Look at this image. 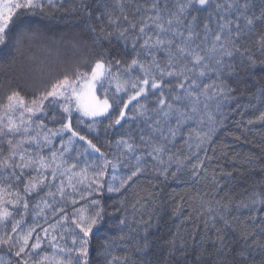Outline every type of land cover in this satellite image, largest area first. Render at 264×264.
Wrapping results in <instances>:
<instances>
[{
  "label": "snow or ice",
  "instance_id": "6c2138e0",
  "mask_svg": "<svg viewBox=\"0 0 264 264\" xmlns=\"http://www.w3.org/2000/svg\"><path fill=\"white\" fill-rule=\"evenodd\" d=\"M160 4L161 0H151L146 9L149 15L140 17L139 34L131 42L130 53L128 28L108 31L101 27L97 33L90 24L89 30L97 33L95 43L103 47L101 41L108 39L111 43L114 36L124 42L125 50L115 56L110 51H102L90 64L85 60L86 67L75 65L42 92L27 96L16 90L0 105L3 109L0 144L8 146V154L0 158V248L17 257L18 264H90L93 237L105 226L110 229L114 225L119 233L103 240L97 264H169L170 260L172 264H206L209 242L217 257L215 264H264V192L253 189L234 200L230 190H224L219 184L215 173L211 183L217 192L224 194L215 200L217 207L208 208L209 215L202 220L203 235L197 234L199 225H193L187 239L178 230L166 241L167 249L161 257L149 239L151 217L129 222L128 190L136 197L131 205L135 216L140 212L137 205L143 207L147 200L159 194L152 189L160 182L173 179L178 183L193 180L199 183L204 178L201 172L208 173L205 161L213 158L206 146L212 144L217 131L224 127L226 107L238 92L255 89L250 99L264 104V30L255 40L257 55L246 41L242 43L240 25L228 15L237 6L246 11L247 0L244 4L232 0L227 7L218 0H174L175 10L169 8L168 0H164L163 7ZM57 7L69 10L63 2L57 5L56 0H0V46H6L10 26L25 14L35 16L39 10L40 14L47 15L46 8ZM70 7L71 11L82 12L91 19L88 0H78ZM142 7L139 5L137 11ZM218 12L224 15L217 18ZM201 13L207 14L202 23ZM102 17H107L109 24L117 23L118 18H113L107 9L96 19ZM124 19L128 17L125 15ZM245 19L248 25L253 24L252 18L245 16ZM234 23L236 31L232 28ZM19 27L21 39L32 31L22 22ZM130 27L135 30L137 25L130 23ZM125 56H129L126 63ZM113 86L115 91L109 95ZM129 88L133 90L130 94ZM122 92L127 94L125 103H121ZM150 96L156 97L151 107L147 103ZM133 101L136 103L131 115L126 116L125 110ZM53 106L60 110L51 115L59 123L55 128L48 127L44 121ZM74 113L92 121L89 129L102 122L101 118L108 120L109 128L128 125L125 134L116 140L117 152L112 158L76 130ZM137 119L149 130L145 134V129H140V143L136 142L128 124L129 120ZM257 119L264 121V111ZM76 122L82 124L84 120ZM251 123L249 120L248 124ZM65 133L70 135L65 138ZM56 137L60 138L59 147L54 146ZM178 137L183 138L182 146L187 151L181 152L179 148L174 151L171 147ZM74 138L84 141L88 148L74 149ZM217 147L222 155H228L227 144ZM88 149L99 156L93 157ZM212 151L215 154V148ZM73 152L75 157L70 159L68 154ZM255 160L254 156L248 157L249 164ZM121 166L125 169L122 173ZM260 171L264 173V166ZM149 173L155 177L148 180L151 188L138 185V179ZM258 183L264 186V175ZM41 192L52 199L40 196ZM34 193L53 216H59L54 224L42 228L43 238L33 235L40 227L38 222L27 230L22 227L30 206L29 197ZM109 200L119 205L112 212L108 211ZM66 205L72 207L71 213ZM121 210L124 215L117 218L118 224L110 222L109 217ZM180 211L181 204L177 203L174 213ZM245 213L246 218L241 219ZM42 214L43 210L36 213ZM44 219L47 221L48 217ZM133 223L137 226L133 227ZM229 230L237 233L242 241L238 248L226 244ZM210 231L213 235H209ZM45 240L52 249L50 254L40 251ZM117 241L130 242L124 245L129 252L123 257L113 254Z\"/></svg>",
  "mask_w": 264,
  "mask_h": 264
},
{
  "label": "trees",
  "instance_id": "16d2710c",
  "mask_svg": "<svg viewBox=\"0 0 264 264\" xmlns=\"http://www.w3.org/2000/svg\"><path fill=\"white\" fill-rule=\"evenodd\" d=\"M63 2L64 8H68V11H64L61 8H46L45 13L42 15L37 10L35 16L25 14L19 21L11 25V32L6 46H0V105L7 102L6 98L13 91H20L27 96L38 94L47 88L56 79L61 78L64 73L70 70L75 65L79 64L81 67H86L97 58V54L102 51H110L113 56L117 52H123L125 45L123 41L116 40L113 36L111 43L108 39H103L101 45L95 43L96 35L101 27L108 31H113L116 27L128 28L129 36L127 51L131 52V42L139 34L138 29L142 23L140 17H147L149 13L146 9L151 4V0H88L90 10L92 12L91 19L79 11H71V5L78 3V0H56L57 5ZM164 0H161L160 6L163 7ZM220 3H224L227 7V3H231L232 0H218ZM174 0H168L169 8H173ZM245 0H238V4H244ZM247 10L235 7L228 15L236 23L240 25V31L242 32V43L247 42V46L259 55L255 40L258 38L262 30H264V0H247ZM143 5L137 11V7ZM214 7V6H213ZM107 9L113 14V18H118L116 24H109L107 17H102L97 20L96 17ZM123 9V11H121ZM240 12H244V15H240ZM128 19L125 20L124 16ZM206 13H201L199 20L202 23L206 19ZM217 18L220 15H224L223 12L215 14ZM239 18L237 19V17ZM245 16L253 19V24L248 25ZM15 19V18H14ZM23 23L26 28H31V33L28 36L19 37L20 23ZM130 23L136 24V29L130 27ZM95 26L97 33H93L89 30V25ZM215 27V22L212 24ZM233 31H236V24L232 25ZM252 29L249 32V29ZM146 31L154 32V29H146ZM247 35H243V34ZM139 43V42H138ZM162 55V54H161ZM87 61V64L84 61ZM129 56L124 57V62H128ZM115 70V69H114ZM107 87V85H105ZM115 88L110 90L109 95ZM133 90L129 88V94ZM255 89H242L237 93L236 98L233 99L226 107L227 119L225 120L224 127L220 128L215 136L211 145L206 146L208 148V155L213 158L210 161H205V166L208 168V173L201 172V176L204 177L199 183L195 180L188 183L177 182L173 179H169L166 183L160 182L158 186L152 191L159 193L153 199L147 200L143 207L137 205L140 208V212L133 216V209L131 205L135 202L136 197L131 190L127 191V216L129 222L139 221L141 217L147 220L151 217V228L149 229V239L158 249V254L163 257L165 255L167 244L166 241L172 238L174 234L179 230V235L188 238V234L193 231V225H199L198 235H203L202 220L206 218L208 208H215V200L224 194L223 191L217 192L215 185L211 183L212 175L215 173L219 184L223 185L224 190H230V195L234 200H238L248 194L253 189L264 192V186H261L258 182L261 175H264L260 171L264 166V121L257 119L261 111H264V104L258 99H250L252 92ZM101 94L98 90V95ZM123 97L121 103L127 102V94L120 93ZM143 102V98H141ZM156 102L155 96H150L147 103L149 107L153 106ZM136 101H133L128 105L126 109V116L131 115V109ZM116 106L114 105V108ZM59 113L60 110L53 106L49 110L48 117H44L45 123L48 127H59V123L51 119L53 113ZM3 113V109L0 108V114ZM77 119H83L84 123L76 122ZM102 122L95 124L92 129H89L88 125L92 123L91 120L85 117H80L78 113H74V126L76 130L84 135L87 139L92 140L109 158H112L113 154L117 152L116 140L121 135L125 134L128 130V125L121 127L120 125H114L109 128L108 120L101 118ZM252 120L253 123L248 124V121ZM124 122L122 121V124ZM131 125V131L133 136L136 137V142L139 141L140 129H145V134L149 132L146 125L142 120L128 121ZM70 133H65V138ZM239 137V139H237ZM59 137L54 138V146L59 147ZM75 139V138H74ZM221 143L227 144L228 155H222L220 148L217 147ZM183 145V138L178 137L177 142L173 147L175 151L177 148L181 152L187 151L186 146ZM79 147L81 151L88 148L84 141L75 139L73 148ZM215 148V154L212 149ZM0 158L8 154V146L6 143L0 144ZM48 149H45L47 152ZM89 153L93 157L99 156L98 153H92L91 149H88ZM203 155V154H202ZM70 159H74L75 152L68 154ZM254 156L256 158L253 164L248 163V157ZM83 160V157H81ZM194 162L193 161H190ZM125 171L121 166V173ZM227 173H231L228 175ZM153 179L150 173L144 177L138 179V185L146 188H151L148 185V180ZM55 186L52 191L55 192ZM44 191H47L45 189ZM147 195L146 192L142 193ZM44 196V192L39 194ZM45 199L51 200L52 197L44 196ZM59 200V196L56 197ZM64 203V202H61ZM177 203L181 204V211L179 214L174 213V209ZM111 207L108 208L109 212H112L114 208L119 205L114 204L111 200L108 201ZM29 208L27 215L25 216L22 227L27 230L28 226L34 223H39L40 227L36 228V232L33 234H39L42 238L44 233L42 228H48L49 224H54L59 216H53L50 209L45 208L43 203L40 202L39 196L35 193L32 197H29ZM39 205V207H36ZM68 213L72 212V207L66 205ZM42 215H36L41 212ZM203 213V216H199ZM124 211L115 212L114 215L109 217L110 222L118 224L117 218H123ZM48 219L45 221L44 217ZM191 219H188V217ZM199 217V218H198ZM246 218V213L242 214L241 219ZM137 225L133 223V227ZM142 227V226H141ZM59 231V229L57 230ZM119 228L115 225L112 228L105 226L96 236L92 239L91 252H90V264H97L101 259L98 256L99 251L102 248V242L105 238L112 235H117ZM209 235H213L209 232ZM259 235V233H257ZM214 238V236H213ZM51 239V235L48 237ZM63 243V242H61ZM129 241L120 242L117 241V247L114 248L113 254L118 257H123L129 252V248L125 247V244H129ZM242 241L239 240L238 234L233 233L230 230L227 232L226 244L233 248H238ZM47 251L49 254L52 249L49 247L47 240H45L41 252ZM217 257L214 252V248L209 242L207 244L205 261L206 264H215ZM0 264H18V258L10 254L6 248H0ZM31 264V262H30ZM172 264V261H169Z\"/></svg>",
  "mask_w": 264,
  "mask_h": 264
}]
</instances>
